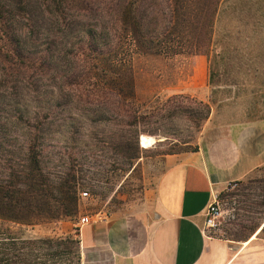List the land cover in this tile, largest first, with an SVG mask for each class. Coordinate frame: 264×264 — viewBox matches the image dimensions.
Wrapping results in <instances>:
<instances>
[{"label": "trees", "instance_id": "1", "mask_svg": "<svg viewBox=\"0 0 264 264\" xmlns=\"http://www.w3.org/2000/svg\"><path fill=\"white\" fill-rule=\"evenodd\" d=\"M230 16L238 24L231 27V86L251 83L250 94L263 104L264 0H0V264H81L78 229L59 237L27 234L79 213L76 171L69 165L60 174L56 163L64 154L47 146L56 136L69 141L64 114L91 106L79 113L90 127L108 115L102 124L119 128L121 158L132 165L144 151L138 125L154 115L137 104L133 56L182 54L184 43L189 54L209 56L214 27ZM214 76L211 62V86L219 82ZM84 87L91 90L85 96ZM12 95L22 98L13 102ZM30 96L34 105L26 108ZM176 100L194 106L198 128L211 114L209 104L183 95L167 98L165 112L181 106ZM90 142L82 144L96 145Z\"/></svg>", "mask_w": 264, "mask_h": 264}, {"label": "rangeland", "instance_id": "2", "mask_svg": "<svg viewBox=\"0 0 264 264\" xmlns=\"http://www.w3.org/2000/svg\"><path fill=\"white\" fill-rule=\"evenodd\" d=\"M159 19V14L154 13L153 21ZM236 21L231 20V16L226 17L221 26L214 27V46L212 44L209 56L189 54L185 43L182 54L171 56L135 54L133 56L132 67L137 104L142 112H154V115L138 125L140 147L144 151L132 165L126 164L121 158V149L117 146L115 137L121 132L119 128L102 124L108 115L98 118L102 122H97L96 126L90 127L88 119L85 116H79V113L82 115L88 113L87 109L91 106L86 109L85 106L76 105L71 116L64 114V117L69 118L71 122L69 141L64 144L63 140L56 136L48 142L47 146L49 148L56 145V151L61 155L64 154L61 157L62 160L56 163V169L60 174L69 165L76 171L77 180L81 184L79 213L73 219L45 221L33 229H28V235L64 236L61 235V226L64 221L78 224L82 217L90 218L96 214L121 216L139 209L146 191L154 186L156 179L164 170L165 156L189 152L197 148L203 132L204 124L198 128L192 118L194 108L192 104L176 100L175 104L181 106L176 107L174 111L171 109V114H168L163 106L167 98L183 95L201 100L200 97L211 94L213 100L211 106L213 105L214 112L218 108L231 110L228 113L231 120L247 119L252 114H255L254 116L264 114V103L262 104L261 100H255L250 94V90L254 88L251 83L242 84L238 96L232 99L231 89H213L214 86H211L209 82L212 62V70L216 72L214 81H219L218 84H231V30H233L231 27L237 23ZM242 22L238 20V23L242 24ZM27 74L30 76V73ZM239 78L242 77L239 76ZM30 88L34 89V84ZM90 91V88L84 87L81 93L85 96ZM13 96V102L16 98H22ZM31 96L27 99L23 98L27 103L26 108L34 105L32 102L29 103ZM90 97L92 98L91 95ZM98 108L99 112H103L104 108L101 104ZM223 113L226 114L221 112ZM109 121L114 125L113 117H110ZM89 136L93 137L91 142L93 144L95 142L96 145L88 147L82 144V142H90ZM111 136L112 138L109 139ZM183 142L189 143L183 144ZM68 154L71 157L69 161L66 158ZM84 192L88 193L87 197L81 196ZM220 202L221 217L218 219L217 228L212 230L214 231L212 233L229 241L248 234L249 228L261 223L264 219V166L239 181L236 189L225 192ZM263 224L264 221L256 234L259 233ZM262 233L264 235V230ZM71 234H76V231Z\"/></svg>", "mask_w": 264, "mask_h": 264}, {"label": "crops", "instance_id": "3", "mask_svg": "<svg viewBox=\"0 0 264 264\" xmlns=\"http://www.w3.org/2000/svg\"><path fill=\"white\" fill-rule=\"evenodd\" d=\"M224 88L232 99L241 89L213 87ZM200 99L213 104L211 94ZM230 112L211 106L196 151L166 155L163 172L133 213L96 214L79 228L62 222L61 235L78 229L81 264H264V228L256 234L264 219L254 232L231 241L205 227L206 209L226 185L264 166V117L231 120Z\"/></svg>", "mask_w": 264, "mask_h": 264}, {"label": "built area", "instance_id": "4", "mask_svg": "<svg viewBox=\"0 0 264 264\" xmlns=\"http://www.w3.org/2000/svg\"><path fill=\"white\" fill-rule=\"evenodd\" d=\"M238 186L237 181L230 182L226 185V192L227 191H232L236 189ZM82 197H87L88 193L84 192L81 193ZM221 217V202L220 200L215 199L212 203L209 204V206L206 209V214H205V227L208 230H214L217 228L218 225V219ZM90 222L89 217H82L79 219L78 226H84Z\"/></svg>", "mask_w": 264, "mask_h": 264}, {"label": "bare ground", "instance_id": "5", "mask_svg": "<svg viewBox=\"0 0 264 264\" xmlns=\"http://www.w3.org/2000/svg\"><path fill=\"white\" fill-rule=\"evenodd\" d=\"M263 228H264V224H263V226L260 228V229H261L260 231H262V230H263ZM260 231H259V232H260Z\"/></svg>", "mask_w": 264, "mask_h": 264}, {"label": "water", "instance_id": "6", "mask_svg": "<svg viewBox=\"0 0 264 264\" xmlns=\"http://www.w3.org/2000/svg\"><path fill=\"white\" fill-rule=\"evenodd\" d=\"M140 142V141H139Z\"/></svg>", "mask_w": 264, "mask_h": 264}]
</instances>
